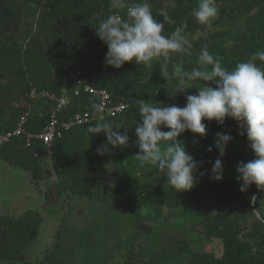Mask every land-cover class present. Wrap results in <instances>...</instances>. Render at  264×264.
Instances as JSON below:
<instances>
[{
	"label": "trees",
	"instance_id": "trees-1",
	"mask_svg": "<svg viewBox=\"0 0 264 264\" xmlns=\"http://www.w3.org/2000/svg\"><path fill=\"white\" fill-rule=\"evenodd\" d=\"M34 5L38 12L31 35L19 46L0 45V136L11 131L25 117L23 126L26 133H38L44 120L52 109V103L39 94L44 91L58 92L65 80L64 65L81 70L82 79L93 87L107 90L113 100L122 97L128 108L122 116L128 117L134 123L140 124L135 101L143 99L152 102L160 87L172 79L165 80L159 72L160 60L153 61L151 70L137 65L135 61L126 62L120 68L106 66L105 55L107 46L95 33L94 26L98 20L106 19L108 15L119 12L122 18L127 19L126 9L110 10V0H25ZM128 3L137 0H127ZM152 15L158 22L164 23L162 34H170L176 27L187 23L184 34L191 42L197 30L204 27L196 22L191 15L192 9L197 6V0H175L174 12L165 20L160 15V4L149 1ZM115 14V13H114ZM264 16V15H263ZM263 24V23H262ZM264 29L260 24L256 33H250L242 42L232 46L229 70L237 63L249 59L256 51H264ZM215 39H212L210 48L213 50ZM182 53H172L169 59V72L173 73V65L177 63ZM264 66V62L257 61ZM31 88H35L36 96L30 97ZM68 109L64 113L82 108L87 102L86 95L74 96L70 87L66 89ZM209 122H216L215 120ZM230 129L239 132L237 122L225 118ZM89 123L76 126L63 133L54 145L50 155L37 154L35 149L26 146L25 137L19 136L0 143V157L8 164L15 165L28 171L32 177L40 178L43 175V162L53 167L57 177L56 186L67 189L73 194H86L90 197L101 189L100 136L89 135ZM161 130L165 131L163 126ZM245 142L246 134L240 135ZM248 141V140H247ZM205 147V154L194 159L199 162L195 173L194 187L187 191H198L212 199L204 211L203 228L208 236L220 239L222 253L219 257L204 254L199 264H264V214L256 219L259 227L247 233H241L242 227L232 215L233 209L249 207L250 201L245 199L227 178L219 181L211 179L212 163L218 156L214 147V140L207 136L201 139ZM213 146L212 152L207 148ZM39 148V147H38ZM246 148V147H245ZM119 157L117 166L138 167L135 155L139 148L134 139H129L127 146H118ZM249 154L254 160L255 154L249 146L243 156L238 152L225 154L223 164L234 165L240 161L249 162ZM140 170L157 169L155 165L146 164L138 167ZM204 175L201 176L200 173ZM120 190L126 191L125 178H119ZM220 188L232 191L230 201L225 205L218 199ZM183 191L167 185L160 174L152 177L151 183L143 189L128 194L127 209L137 214L142 208L159 211L163 206H176ZM254 200L258 203L264 200V189L257 187ZM232 207V209H228ZM38 212L27 209L16 217L0 216V259L6 257V252L13 245V240L24 248L36 237L40 226ZM60 232L55 233L54 247L58 246ZM250 239V241L241 240ZM51 259L45 255L39 262H30L25 259L23 252L18 254L20 264H42ZM166 257H159L157 264H163Z\"/></svg>",
	"mask_w": 264,
	"mask_h": 264
},
{
	"label": "rangeland",
	"instance_id": "rangeland-1",
	"mask_svg": "<svg viewBox=\"0 0 264 264\" xmlns=\"http://www.w3.org/2000/svg\"><path fill=\"white\" fill-rule=\"evenodd\" d=\"M149 1L159 3L160 11L164 10L167 16L174 12L175 0ZM215 3L220 15L211 26L204 25L196 31L192 36L190 55L182 54L177 61L184 70L198 66L197 57L204 45L208 46L210 54L220 58L222 66L229 69L232 46L250 33H256L260 24L264 29V0H215ZM113 9L110 0V10ZM37 12V8L25 0H0V45H22L34 29ZM212 39H215L213 50L210 48ZM203 83L212 86V82H188L189 88L175 95L180 85L172 78L160 87L152 102L183 107L185 97L196 94ZM105 122L116 131L126 132L129 139L137 140L135 128L138 124L128 117L120 116ZM202 123L207 125L205 136L185 131L177 137L190 155L201 158L206 152L201 139L210 136L215 140L217 132H224L233 137L225 154L238 152L245 156V141L226 122L218 125L202 120ZM98 135L100 146L104 145L105 134ZM119 155L118 146L100 155L101 189L93 197L73 194L50 182L47 160L43 162V175L36 179L28 171L8 164L0 157V216L16 217L30 209L38 212L41 218L32 242L20 248L19 242L13 240L0 264H20V252L30 262H39L45 255H50L51 259L42 264H157L159 257H166L163 264H199L204 254L219 257L222 253L220 239L208 236L203 228L204 211L213 203L212 199L198 191H183L176 206H163L158 212L145 207L132 214L126 207L128 194L143 189L155 174L163 176V173L157 169L142 171L136 166L119 168ZM236 166L223 164L222 178H227L250 201V208L231 211L242 227L241 233H247L259 227L256 219L261 217L255 212L264 214V200L256 203L253 199L257 190L255 184L240 191L242 182L237 180ZM119 178H125L126 191L120 190ZM220 191L217 198L225 205L230 201L232 191L224 188ZM57 231L60 236L55 248ZM240 239L250 241L243 236Z\"/></svg>",
	"mask_w": 264,
	"mask_h": 264
},
{
	"label": "clouds",
	"instance_id": "clouds-1",
	"mask_svg": "<svg viewBox=\"0 0 264 264\" xmlns=\"http://www.w3.org/2000/svg\"><path fill=\"white\" fill-rule=\"evenodd\" d=\"M112 6L126 9L127 19L117 11L106 19L98 20L94 26L96 35L107 46L106 66L118 69L134 60L137 65L151 70L153 61L163 58L158 66L159 72L165 80L175 78L178 81L180 87L175 95L188 89V82H212V86L203 83L196 94L187 95L183 107L175 104L162 106L143 99L135 101L141 120L135 128L139 148L135 155L138 167L149 163L155 165L163 173L167 185L176 192L192 189L199 162L186 151L177 137L185 131L203 137L207 125L202 120H215L218 125H223L225 118H229L237 122L239 135L246 134L256 157L247 163H237V180L242 182L240 191H246L253 184L264 189V66L257 63L264 62V51H256L249 59L229 70L204 45L197 57V67L189 71L177 63L173 65V73H170L168 64L172 53L190 55L192 45L184 34L187 23L176 27L170 34H162L165 24L154 18L147 0L133 3L112 0ZM160 15L171 22L164 10ZM191 15L197 23L211 26L220 15V9L215 0H198ZM93 108L99 110L97 105H93ZM161 126L167 131L161 130ZM114 129L107 122L88 126L89 135L104 133L106 136V143L97 148L98 154L104 155L111 148L128 145L127 133ZM232 140L228 133L215 134L214 147L218 156L211 167V179L215 181L222 179V158ZM212 150L213 146L207 148L208 152Z\"/></svg>",
	"mask_w": 264,
	"mask_h": 264
},
{
	"label": "built area",
	"instance_id": "built-area-1",
	"mask_svg": "<svg viewBox=\"0 0 264 264\" xmlns=\"http://www.w3.org/2000/svg\"><path fill=\"white\" fill-rule=\"evenodd\" d=\"M63 70L66 76L61 90L58 92L44 91L39 94L52 103V109L44 120L41 130L38 133H26L23 126L25 117H22L14 129L0 136V143L14 137L24 136L26 146L35 149L34 156L37 154L48 156L54 143L62 137L65 131L76 126L117 119L128 108V104L122 97L113 100L107 90L84 82L80 69L65 64ZM67 87L71 88L74 96L86 95L88 101L79 110L65 115L68 109ZM36 94L35 88H31L30 97ZM93 105H97L99 110L94 109Z\"/></svg>",
	"mask_w": 264,
	"mask_h": 264
},
{
	"label": "water",
	"instance_id": "water-1",
	"mask_svg": "<svg viewBox=\"0 0 264 264\" xmlns=\"http://www.w3.org/2000/svg\"><path fill=\"white\" fill-rule=\"evenodd\" d=\"M245 144H246V149L248 150V141L247 140H246ZM249 161H252L250 154H249ZM49 181L52 183H57V181H58L56 174L53 170V167L51 165H49ZM255 213H256L257 217H260V215L257 212H255Z\"/></svg>",
	"mask_w": 264,
	"mask_h": 264
}]
</instances>
